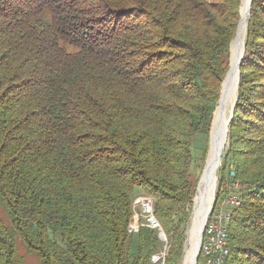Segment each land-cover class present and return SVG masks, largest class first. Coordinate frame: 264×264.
Instances as JSON below:
<instances>
[{
    "label": "trees",
    "instance_id": "1",
    "mask_svg": "<svg viewBox=\"0 0 264 264\" xmlns=\"http://www.w3.org/2000/svg\"><path fill=\"white\" fill-rule=\"evenodd\" d=\"M241 0H0V264H151L153 200L179 264ZM217 168L237 183L231 264H264V0H252ZM218 189L215 198H218ZM199 261V258H198Z\"/></svg>",
    "mask_w": 264,
    "mask_h": 264
},
{
    "label": "bare ground",
    "instance_id": "2",
    "mask_svg": "<svg viewBox=\"0 0 264 264\" xmlns=\"http://www.w3.org/2000/svg\"><path fill=\"white\" fill-rule=\"evenodd\" d=\"M249 1L243 0L240 6V23L237 28L235 38L231 42V61L230 69L223 80V85L221 89V99L215 109L214 117L212 120V128L210 132V150L208 152V158L204 166L203 175L200 177L198 182V191L195 195V209L192 216L190 231L188 235V247L184 255L183 264H194L195 255L200 244H205L206 234L205 228L203 230L202 236L199 241L200 233L202 231V226L206 216L209 214L210 207L213 201V194L215 189V177L217 173V167L220 166V157L224 144L226 143L225 135L228 120L231 116L232 106L235 102V93L238 83V73H239V62L243 56V44L245 41V30L247 26V17L249 14ZM232 186H238L237 183H233ZM221 194V186L218 188V195ZM241 199L237 194L234 203L229 205L227 210L222 211V216L219 217V226L221 231H223V241L224 248L229 247L228 241V227L225 221H229L231 217V210L233 208L239 207ZM216 204V203H215ZM214 204V205H215ZM217 205V206H216ZM215 208L212 211L219 209V201L217 202ZM212 217V213L210 219ZM199 241V242H198ZM223 264H231L230 248L229 251L224 252Z\"/></svg>",
    "mask_w": 264,
    "mask_h": 264
},
{
    "label": "built area",
    "instance_id": "3",
    "mask_svg": "<svg viewBox=\"0 0 264 264\" xmlns=\"http://www.w3.org/2000/svg\"><path fill=\"white\" fill-rule=\"evenodd\" d=\"M238 186H232L228 182H223L221 185V194L217 196L219 198V209L211 211L212 217L207 219L203 226L205 228L206 243L200 244L197 264H223L224 252L229 251V247L224 248V233L219 226V217L222 216V211L227 210L229 205L234 203ZM138 201L139 209L137 212L132 213L127 230L131 234H137L140 228L153 229L157 231L158 238L163 241L164 232L161 229L159 220L153 214V200L148 196H143ZM163 254L156 257L158 264H163L160 262V259H163Z\"/></svg>",
    "mask_w": 264,
    "mask_h": 264
},
{
    "label": "rangeland",
    "instance_id": "4",
    "mask_svg": "<svg viewBox=\"0 0 264 264\" xmlns=\"http://www.w3.org/2000/svg\"><path fill=\"white\" fill-rule=\"evenodd\" d=\"M240 6H241V3H240ZM237 28H238V26H237ZM230 61H231V53H230ZM229 66H230V64H229ZM238 75H239V73H238ZM220 90H221V88H220ZM236 93H237V88H236ZM236 93H235V95H236ZM236 99H237V95L235 97V102H236ZM235 102L233 103L232 109L235 106ZM217 106H218V103H217ZM232 112H233V110H232ZM213 117H214V114H213ZM211 128H212V126H211ZM210 132H211V130H210ZM209 140H210V133H209ZM210 144H211V140L209 141L208 151L206 153L207 156H206V158H203V155H201V149L204 147L203 141L200 140V138H199V139H195L193 141V143H192L191 151H192V155H193V162H192L191 168H190V170H191L190 171V174H191L190 179L194 181V179L198 178L197 184L199 182L200 177H202V175H203L202 174L203 170H204L203 168H204V166L206 164V160L208 158V152L210 150ZM216 177L218 178V174L217 173H216ZM232 184L233 183H231V185ZM217 189H218V183H217V180H216V187L214 189V198H215V193L217 192ZM197 191H198V185H197V189H196L195 195L197 194ZM143 196H146V195H144L140 189L136 188V190H134V192L132 194V197H131V201H132V203H131V205H132L131 212L132 213L133 212H137V210L139 209V205H138L139 201L138 200L143 198ZM194 198H195V196H194ZM194 198H193V205H192L191 210L187 211L189 216H188V218H187V220L185 222V225H184L185 231H184V241H183V252H182V256H181L182 258H181L179 264H183L184 263L185 251H186V249L188 247V244H189V243H187L188 242V238L187 237L189 235L191 220H192V216L194 214L193 212H194V209H195V199ZM150 199H152V198H150ZM218 201H219V198H216L215 199V203L217 204ZM215 205L213 206V208H215L217 206V205L216 206ZM212 209H211V211H212ZM211 211H210L208 217H210ZM228 222L225 221L224 223H226L228 225ZM164 236H165V234H164ZM161 238H163V237L161 236ZM158 244L159 245H158L156 253L153 254V256L151 257V261H150L151 264H158V262L156 261V257L160 256L162 253H164L163 254V259L161 258L160 262L165 264V256H166L168 248H169V245H168V243L166 241V237H164L163 241L159 239V243ZM17 248H18L17 255L22 259V261H21L22 264H40V262L37 259L36 254L33 251H31L28 248H26L25 245H23V243L18 242L17 243Z\"/></svg>",
    "mask_w": 264,
    "mask_h": 264
},
{
    "label": "water",
    "instance_id": "5",
    "mask_svg": "<svg viewBox=\"0 0 264 264\" xmlns=\"http://www.w3.org/2000/svg\"><path fill=\"white\" fill-rule=\"evenodd\" d=\"M242 1L243 0H241V4H242ZM252 2V0H250L249 1V7H250V3ZM249 11H250V9H249ZM239 21H240V19H239ZM238 21V22H239ZM240 23V22H239ZM239 23H238V25H239ZM236 32H237V30H236ZM236 35V34H235ZM231 45V44H230ZM230 48H231V46H230ZM243 54H244V44H243ZM243 57V56H242ZM242 57H241V59H242ZM240 59V60H241ZM239 64H240V62H239ZM226 77V76H225ZM225 77H224V79H225ZM223 79V80H224ZM238 81V80H237ZM224 82V81H223ZM238 83H239V81H238ZM238 83H237V86H238ZM222 85H223V83H222ZM221 89H222V86H221ZM221 91V90H220ZM220 95H221V92H220ZM220 99H221V96H220ZM220 99H219V101H218V104H219V102H220ZM215 111V110H214ZM215 113V112H214ZM233 113V112H232ZM232 113H231V116H230V118H229V120H228V123H229V121L231 120V118H232ZM228 123H227V128L225 129L226 130V134H227V131H228ZM225 139H226V135H225ZM227 140V139H226ZM225 145V144H224ZM223 148H224V146H223ZM216 180H217V177H215V183H216ZM215 187H216V184H215ZM215 199L216 198H214V194H213V201H212V204H211V207H210V211H211V209L213 208V206H214V203H215ZM210 211L208 212V213H210ZM209 215V214H208ZM208 215L206 216V218H205V220H204V223H205V221L207 220V217H208ZM204 223H203V226H204ZM203 226H202V231H201V233H200V237H199V241H200V238H201V236H202V233H203V230H204V228H203ZM198 241V242H199ZM199 247H200V242H199V245H198V249H197V252H196V255H195V261H194V264H197V261H198V254H199Z\"/></svg>",
    "mask_w": 264,
    "mask_h": 264
},
{
    "label": "clouds",
    "instance_id": "6",
    "mask_svg": "<svg viewBox=\"0 0 264 264\" xmlns=\"http://www.w3.org/2000/svg\"><path fill=\"white\" fill-rule=\"evenodd\" d=\"M208 218V217H207Z\"/></svg>",
    "mask_w": 264,
    "mask_h": 264
}]
</instances>
